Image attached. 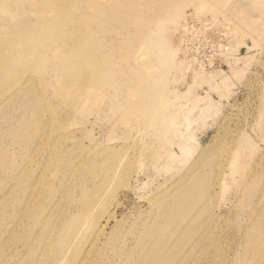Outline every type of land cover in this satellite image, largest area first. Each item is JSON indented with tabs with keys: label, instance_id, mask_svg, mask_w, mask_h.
Segmentation results:
<instances>
[{
	"label": "rangeland",
	"instance_id": "rangeland-1",
	"mask_svg": "<svg viewBox=\"0 0 264 264\" xmlns=\"http://www.w3.org/2000/svg\"><path fill=\"white\" fill-rule=\"evenodd\" d=\"M44 239L46 264H264V0H0V264Z\"/></svg>",
	"mask_w": 264,
	"mask_h": 264
},
{
	"label": "bare ground",
	"instance_id": "bare-ground-1",
	"mask_svg": "<svg viewBox=\"0 0 264 264\" xmlns=\"http://www.w3.org/2000/svg\"><path fill=\"white\" fill-rule=\"evenodd\" d=\"M41 28L46 29L43 27H41ZM17 38L21 39L23 41L21 36L14 37L13 39H17ZM27 54H29V52ZM201 69L203 71V67ZM8 96L9 95H6L5 97L1 98V101L6 100V98ZM196 98H197L196 102H199V100H201V97H196ZM211 106H212V104H211ZM209 148H210L209 146L207 148L205 147V150L203 151V156H207L211 152ZM227 148H228V146L225 145L224 150H226V152H227ZM203 163H205V162H203ZM218 175L222 176L226 180L227 179L231 180L232 182H234L236 180L235 175L232 171L227 173V172H224L222 170H219L217 160L215 159L213 167H212V171H211V180H212L211 187H212V189L221 186V182L218 180V178H219ZM200 180L201 179L198 178L196 181H194L193 183H191L188 186V190L191 191V194H192L191 200L185 201V200H182V197L176 198L175 201L171 204V207L173 209H176L180 206H185V208L192 209L196 205V203L198 202L195 199L202 198V195H200V191H201V187H200L201 181ZM224 186L227 187V183H224ZM211 193L212 192H210V194ZM37 223H38V220H37L36 224ZM29 239H31V242L32 241L35 242L36 234L32 232L30 234ZM28 245H31V249H33V254H32L33 256H32V258H30V261L28 262V264H46V259L48 256H50V242H49V240L44 239L42 242H39L38 245L30 244V243H28ZM153 253H154V250L152 249L151 245L149 244L146 247V251L143 250V255L139 256L136 260L143 262L146 258H148ZM215 254H218V250L213 255H215ZM53 258L57 259L58 256H54Z\"/></svg>",
	"mask_w": 264,
	"mask_h": 264
},
{
	"label": "built area",
	"instance_id": "built-area-1",
	"mask_svg": "<svg viewBox=\"0 0 264 264\" xmlns=\"http://www.w3.org/2000/svg\"><path fill=\"white\" fill-rule=\"evenodd\" d=\"M205 40H207V39H205ZM217 46H221L222 47L221 50L222 51L224 50L227 52V46L226 45L222 46L219 44ZM201 51H202V48H201V50L199 49V47L195 48V51H194L195 55H193V56L196 59L197 66L205 68L206 66H209L212 64V62L214 60V56L216 54V52H215L216 50L214 51L213 48L212 49L208 48L207 51H203L202 53H201ZM198 53H200V54L196 55Z\"/></svg>",
	"mask_w": 264,
	"mask_h": 264
}]
</instances>
